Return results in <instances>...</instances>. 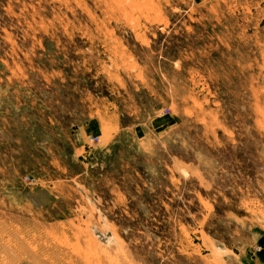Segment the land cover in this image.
Returning <instances> with one entry per match:
<instances>
[{
  "label": "rangeland",
  "instance_id": "374dc122",
  "mask_svg": "<svg viewBox=\"0 0 264 264\" xmlns=\"http://www.w3.org/2000/svg\"><path fill=\"white\" fill-rule=\"evenodd\" d=\"M0 264H264V0H0Z\"/></svg>",
  "mask_w": 264,
  "mask_h": 264
}]
</instances>
